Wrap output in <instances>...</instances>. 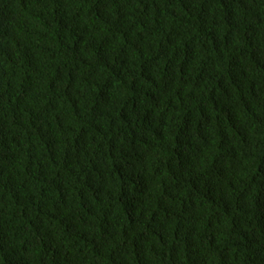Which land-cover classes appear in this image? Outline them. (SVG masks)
<instances>
[{"label": "trees", "instance_id": "obj_1", "mask_svg": "<svg viewBox=\"0 0 264 264\" xmlns=\"http://www.w3.org/2000/svg\"><path fill=\"white\" fill-rule=\"evenodd\" d=\"M0 264H264V0H0Z\"/></svg>", "mask_w": 264, "mask_h": 264}]
</instances>
